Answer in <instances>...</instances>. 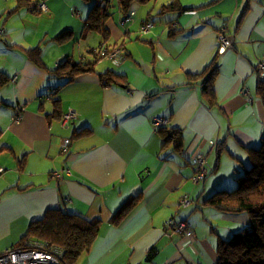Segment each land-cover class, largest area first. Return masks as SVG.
I'll list each match as a JSON object with an SVG mask.
<instances>
[{
    "label": "crops",
    "instance_id": "obj_1",
    "mask_svg": "<svg viewBox=\"0 0 264 264\" xmlns=\"http://www.w3.org/2000/svg\"><path fill=\"white\" fill-rule=\"evenodd\" d=\"M87 1L90 9L78 0H47V12L35 18L16 0H0V28L6 30L0 35V77L7 80L0 87V252L17 245L48 210L61 208L102 222L74 264H217L219 239L251 218L201 203L235 185L252 164L250 149L264 137L255 69L264 59V0H250L247 10L248 0H180L192 9L163 15L156 13L167 2H152L134 6L128 27L111 2L109 39L91 33L106 41L100 47H120L126 54L121 63L89 54L99 47L82 40L90 33L85 21L93 1ZM147 20L154 26L143 36ZM223 28L232 33L234 47L216 56ZM36 47L44 67L29 59L27 50ZM78 52L94 62V71L68 83L49 72L65 59L80 60ZM215 56L217 103L210 107L202 80L190 83L189 76ZM108 70L126 81L103 86L99 74ZM70 108L78 118L63 125ZM156 116L165 121L158 129ZM162 127L183 129L181 149L164 146ZM66 139L71 142L64 150ZM200 150L208 175L197 185L193 160ZM138 195L129 215L113 222ZM184 195L191 197L188 207L181 206ZM171 219L188 221L192 233L175 231Z\"/></svg>",
    "mask_w": 264,
    "mask_h": 264
},
{
    "label": "trees",
    "instance_id": "obj_2",
    "mask_svg": "<svg viewBox=\"0 0 264 264\" xmlns=\"http://www.w3.org/2000/svg\"><path fill=\"white\" fill-rule=\"evenodd\" d=\"M16 1L18 8H28L32 12L40 11L37 8V3H39L40 0ZM91 1H93V5L85 21V31H99L103 34L105 40H108L110 37L105 23L110 15L107 11V7L111 2H116L115 5L124 14L125 17L128 16L129 12L131 11V6L135 1L144 4L149 2H156V0ZM249 2L250 0H248V6H246L245 10L249 9ZM188 9L192 8L183 6L180 0H170L169 2L163 4L156 14L163 15L169 12H184ZM152 10L153 8H151L150 13L152 12ZM147 23H152V26L154 25L153 20H147L143 23L142 26L146 25ZM5 34V28H0V35L4 36ZM229 34L232 36L231 32H229ZM64 37L65 34L61 36L60 40ZM117 44L120 45L121 43ZM101 48H106L108 51L111 49H116L107 46H101L97 49H91L89 54H91L93 59H107L100 55L99 50H101ZM119 49L122 51L121 48ZM228 50L220 53L218 49L216 56L223 55ZM27 54L29 56V59L34 64L44 67L41 57V47L29 49L27 50ZM122 55L123 59L120 62H116L110 59L108 60L115 63H121L126 59V54L123 51ZM216 56L215 58H213L212 62L206 65V67L201 72L193 73L189 76L190 83L202 80V95L205 102L210 107H214L217 103V97L213 89L214 80L219 72L218 58ZM261 62H264V59L259 61V63L255 67L257 73H259V75L261 76L257 84L256 92L264 106V69L261 70L260 68ZM94 70V62H89L82 57L80 58V60L68 58L64 61H60L58 63V67L53 70L49 69V72H51V74L55 75L56 77L65 78L66 83H68L73 81L79 74ZM99 75L103 86H109L113 83H121L123 81H126L124 75L117 74L112 70L100 73ZM6 81L7 80L5 78L0 77V87L5 84ZM56 91L57 90H55V92ZM46 96H49V94H47ZM53 99L59 100L56 96L55 98L53 97ZM1 102L2 101H0V103ZM68 111L63 113L61 122L64 119V115ZM75 121L76 119L73 122ZM158 127L159 126L155 127L154 125V128L158 129ZM161 130H163L164 132L165 130L167 131L164 133V146L172 144L173 148H182L184 140L183 129H165V127H162ZM70 142L68 143V146ZM250 150L252 164L251 166L247 167L244 174L240 175L237 178L236 187L232 190H229L228 188H219L210 196L203 199L201 203L203 204V206L217 207L226 212H245L248 213L251 218L250 224L233 233L228 239H219L217 244V264H264V137L259 147L252 148ZM139 196L140 195H138L137 197H132L127 203H125L114 214L112 218L113 222H122L138 204L140 200ZM181 206L185 207L182 201ZM186 222L189 223L188 221ZM101 223L102 222L100 219H88L77 213H67L61 208L50 209L41 220H38L31 225L29 231L20 239L17 245L25 246L28 243L32 242L34 238V240L48 243L51 246H61L65 249L64 260L66 264H74L79 256L85 250L90 248L91 244L99 235ZM191 229L192 226L190 224L189 230L192 233Z\"/></svg>",
    "mask_w": 264,
    "mask_h": 264
},
{
    "label": "built area",
    "instance_id": "obj_3",
    "mask_svg": "<svg viewBox=\"0 0 264 264\" xmlns=\"http://www.w3.org/2000/svg\"><path fill=\"white\" fill-rule=\"evenodd\" d=\"M38 10H48L47 0H40L37 3ZM133 14V13H132ZM131 16L128 15L125 20H130ZM152 27V23H147L143 26L144 30H148ZM233 36H231L226 28H223L218 35V49L220 53L233 47ZM99 53L102 57L120 62L123 59L122 51L118 48L107 50L106 48H101ZM261 70L264 69V62L260 63ZM243 93L248 91L243 89ZM78 118V112L75 109H69V111L64 115L63 125H69L72 121ZM153 123L155 127L160 126L165 123L163 118L154 117ZM69 139L65 140L64 150L68 149ZM194 167L195 175L193 180L195 183H200L206 179L208 175L207 168V157L203 151H197L194 157ZM4 171L3 167H0V174ZM61 174H58L60 176ZM189 195H184L182 197V203L184 206L190 203ZM170 226L179 232H186L191 234L189 228L190 224L184 220L177 221L171 219L169 222ZM65 249L57 245H49L48 243L41 242L38 240H33L25 246L14 245L3 252H0V264H66L65 260Z\"/></svg>",
    "mask_w": 264,
    "mask_h": 264
},
{
    "label": "rangeland",
    "instance_id": "obj_4",
    "mask_svg": "<svg viewBox=\"0 0 264 264\" xmlns=\"http://www.w3.org/2000/svg\"><path fill=\"white\" fill-rule=\"evenodd\" d=\"M170 0H156V2H154L153 3V6L155 5V4H157L158 6H160L162 3H164V2H169ZM82 2V4L83 5H85L87 8L89 7V9H90V2L89 1H87V0H78V4L79 3H81ZM92 3V2H91ZM48 4V3H47ZM152 4V2H149V3H146V4H144V3H140V2H134L133 4H132V6H131V11L129 12V14L128 15H130L131 16V18H130V20H125L126 19V17H125V19H124V22L125 23H127V27L128 26H130V22L134 19V17H135V11L133 10V8H134V6H136V8H134V9H142L145 5H151ZM76 9L78 10V12H80L81 13V7L80 6H78V7H76ZM47 12V10H40V11H36V12H31L33 15H35L36 17L35 18H38V17H40L42 14H44V13H46ZM133 13V14H132ZM124 15V14H123ZM64 19H68V15H66L65 17H64ZM78 19V18H77ZM28 21H33V19H28ZM154 26V25H153ZM153 26L150 28V29H148V30H144L143 29V26L141 27V34L143 35V36H145V34H148L151 30H152V28H153ZM81 40V39H80ZM82 40H83V42H88L89 41V43H92V45H94V46H96V47H99L100 48V43L102 42V43H106V41L102 38V35L101 34H99V33H97V32H93V33H86L84 36H83V38H82ZM77 47H78V45H77ZM118 49L120 48V47H117ZM84 55H87L88 53H87V51L85 50V52L83 53ZM77 57L76 58H82L81 57V55H82V53H77ZM111 62H113V61H111ZM115 63V62H114ZM211 173H213L212 171H211ZM211 175V174H210ZM238 175V174H237ZM194 181V180H193ZM207 181H201L200 183L201 184H205ZM195 183V182H194ZM199 183V184H200ZM234 183V182H233ZM233 183H231V184H229L230 186L231 185H233ZM195 184H197V183H195ZM236 184H237V181H236V183H235V185H233L232 187H230V188H228L229 190H232V189H234L235 187H236ZM198 185V184H197ZM226 185H228V184H226ZM222 189H227V188H222ZM215 191H213V193H214ZM189 198H191V197H189ZM191 200V199H190ZM181 201H182V199H181ZM191 202V201H190ZM190 204V203H189ZM188 204V205H189ZM188 205H186V206H188ZM185 206V207H186ZM221 227V226H220Z\"/></svg>",
    "mask_w": 264,
    "mask_h": 264
}]
</instances>
